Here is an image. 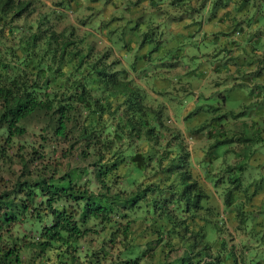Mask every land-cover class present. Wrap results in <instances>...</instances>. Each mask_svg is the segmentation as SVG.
I'll return each mask as SVG.
<instances>
[{"label":"trees","instance_id":"16d2710c","mask_svg":"<svg viewBox=\"0 0 264 264\" xmlns=\"http://www.w3.org/2000/svg\"><path fill=\"white\" fill-rule=\"evenodd\" d=\"M32 4L0 0V264H264V98L239 135L222 120L189 130L207 142L197 170L185 135L165 127L120 60L85 44L74 25L30 18ZM146 4H166L173 21L264 25V0ZM252 62L264 68V52ZM223 144L221 156L208 153ZM237 147L239 169L258 161L253 188L224 158ZM209 183L221 206L207 202Z\"/></svg>","mask_w":264,"mask_h":264},{"label":"rangeland","instance_id":"374dc122","mask_svg":"<svg viewBox=\"0 0 264 264\" xmlns=\"http://www.w3.org/2000/svg\"><path fill=\"white\" fill-rule=\"evenodd\" d=\"M32 1L35 12L30 18L35 19L38 13L48 14L58 29L74 25L79 36L85 37V44H93L97 52L109 50L113 59L120 60L118 68L135 70V76H139L142 82L141 87L147 93L155 94L151 97L156 102L153 108L161 107V118L169 131L185 127L189 133L190 125L207 122L210 123L207 128H210L214 126L212 120H222L227 122V134L239 135L244 125L250 123V117L262 112V109L253 105L264 98V68L260 62L248 64L250 60L261 59L264 52V35L254 36L258 28L263 29L262 23L256 29L257 24L250 26L240 22L234 27L232 21L208 22L197 16L195 23L190 19L173 21L170 14L174 12L167 9L166 4L154 11L146 4V0L140 4H134L135 0H124L121 3L114 0L119 5L117 8L107 0L93 3L90 0ZM74 1H78V5ZM113 15L118 18L112 19ZM256 39H260V42L254 49L251 46ZM224 43L228 49H232L230 52L221 51ZM222 53L228 56L225 59L227 61L218 66V70H213L215 58L221 57ZM239 53L240 56H237ZM244 55L246 57L242 58ZM187 68L189 71L185 72ZM207 90L211 93L213 90V93L205 97ZM251 90L253 95L250 94ZM181 110L187 111L183 121L179 117ZM240 110H246L243 116L231 115V112ZM170 117L171 121L168 122ZM184 139L196 166L203 169L208 164L204 136L186 134ZM226 146L219 145L208 153L213 155L215 151L221 156ZM234 150L236 152H230L224 157L236 166L231 175L239 176L241 173L242 181L245 184L251 183L249 187L253 188L251 166L255 168L258 161L247 162L248 168L241 170L237 166L242 165V162L237 161L236 156L243 155V151L239 147ZM257 152V160L264 162L262 148ZM221 159L215 158L213 165L223 166ZM259 171L264 176V167ZM225 182L229 184L227 180ZM208 187L212 194H209L207 202L221 206V200L215 196L212 184L209 183ZM207 202L204 201V204ZM21 230L28 234V229L21 226ZM26 238L30 237L27 235ZM263 250V247H258V254ZM253 261L261 260L254 257Z\"/></svg>","mask_w":264,"mask_h":264},{"label":"crops","instance_id":"0c3cea01","mask_svg":"<svg viewBox=\"0 0 264 264\" xmlns=\"http://www.w3.org/2000/svg\"><path fill=\"white\" fill-rule=\"evenodd\" d=\"M221 55H222L221 57H217V58H215V61H216V62H215V65H213V67H212L213 70H215V66H216V67L219 66V65L221 66V65L225 62V59L228 57L225 53H222ZM125 69H127V68H125ZM127 70H128V69H127ZM216 70H217V69H216ZM188 71H189V70H188V68H187V69L185 70V72H188ZM129 77L132 78V79H134L135 83H137V84H139L140 86L143 87L142 82H141V80H140V77H137V75L135 76L133 70H130V69H129ZM215 84H217V83H215ZM212 93H213V90H212ZM212 93H211V91H208V90H207V91L205 92L204 96H205V97H208V96H210ZM153 96H155V94H153V92H149V93H148L149 100H147V103L150 104V106H152V107L156 104V102H154V100H152V98H151V97H153ZM189 112H191V111H189ZM189 112H188V113H189ZM177 113H178V112H177ZM186 114H187V111H183V110L180 111L179 117L181 118L182 121H183L184 118L186 117ZM179 120H180V119H179ZM181 120H180V123H181ZM167 121L170 122V121H171V117H170V119L167 120ZM194 126H195V125H190V126H189V130L192 129ZM196 126H198V125H196ZM177 130H180L184 135H186V134L189 135V133L186 132L185 127H182V129L177 128ZM189 130H188V131H189ZM195 166H196V165H195ZM196 169L199 170V167L196 166ZM235 241H236V240H235Z\"/></svg>","mask_w":264,"mask_h":264},{"label":"clouds","instance_id":"9594fccd","mask_svg":"<svg viewBox=\"0 0 264 264\" xmlns=\"http://www.w3.org/2000/svg\"><path fill=\"white\" fill-rule=\"evenodd\" d=\"M236 34H239V31H236Z\"/></svg>","mask_w":264,"mask_h":264}]
</instances>
